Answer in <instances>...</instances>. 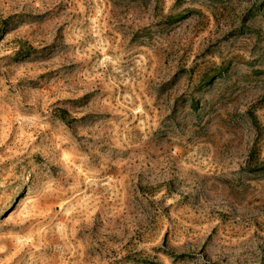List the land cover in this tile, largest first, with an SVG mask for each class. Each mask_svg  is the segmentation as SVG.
Masks as SVG:
<instances>
[{
	"label": "rangeland",
	"instance_id": "rangeland-1",
	"mask_svg": "<svg viewBox=\"0 0 264 264\" xmlns=\"http://www.w3.org/2000/svg\"><path fill=\"white\" fill-rule=\"evenodd\" d=\"M0 264H264V0H0Z\"/></svg>",
	"mask_w": 264,
	"mask_h": 264
}]
</instances>
